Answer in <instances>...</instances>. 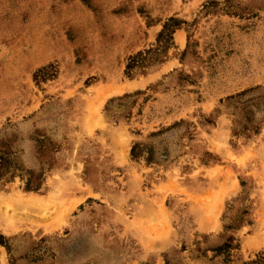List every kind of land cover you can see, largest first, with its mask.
<instances>
[{
  "label": "rangeland",
  "instance_id": "rangeland-1",
  "mask_svg": "<svg viewBox=\"0 0 264 264\" xmlns=\"http://www.w3.org/2000/svg\"><path fill=\"white\" fill-rule=\"evenodd\" d=\"M0 235V264H264V0H0Z\"/></svg>",
  "mask_w": 264,
  "mask_h": 264
},
{
  "label": "trees",
  "instance_id": "trees-1",
  "mask_svg": "<svg viewBox=\"0 0 264 264\" xmlns=\"http://www.w3.org/2000/svg\"><path fill=\"white\" fill-rule=\"evenodd\" d=\"M164 28H165V26H164ZM138 54H140V53H138ZM131 67H132V64L127 62L126 66H125L126 74L129 73V70H130ZM128 76H130V74H128ZM3 241H4V237L0 235V244H2Z\"/></svg>",
  "mask_w": 264,
  "mask_h": 264
},
{
  "label": "bare ground",
  "instance_id": "bare-ground-1",
  "mask_svg": "<svg viewBox=\"0 0 264 264\" xmlns=\"http://www.w3.org/2000/svg\"><path fill=\"white\" fill-rule=\"evenodd\" d=\"M128 86H129V85H128ZM131 87H133V85H130V88H131ZM116 90H118V89H116ZM26 203H27V202H26ZM22 204H23V202H19V203H18V205H22ZM30 204H32V203H30ZM27 205H28V204H27ZM26 208H27V207H26Z\"/></svg>",
  "mask_w": 264,
  "mask_h": 264
}]
</instances>
